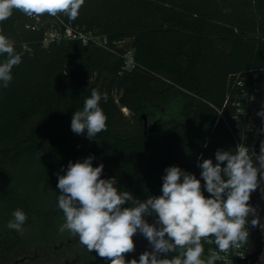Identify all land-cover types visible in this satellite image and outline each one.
<instances>
[{
    "label": "trees",
    "instance_id": "obj_1",
    "mask_svg": "<svg viewBox=\"0 0 264 264\" xmlns=\"http://www.w3.org/2000/svg\"><path fill=\"white\" fill-rule=\"evenodd\" d=\"M38 18L35 25L13 10L0 23L22 53L9 86L0 88V263L13 257L28 229H38L39 239L48 222L64 217L57 173L65 174L69 161L93 155V166L104 165L102 178L115 177L120 191L139 200L162 194L169 166L195 174L203 185L200 158L215 163L218 149L237 147L231 128H239L237 138L246 132L244 117L232 119L240 77L259 76L254 105L264 108V0H85L74 21ZM51 25L69 27L77 37L46 45ZM79 34L102 43L84 44ZM128 51L134 59L129 71ZM93 89L107 94L100 102L107 131L90 140L71 131V118ZM149 104L175 107L151 139L141 120ZM260 126L261 120L248 132L251 156ZM45 192L50 203L41 202ZM16 209L27 215L22 232L6 227ZM133 239L135 251L126 260L151 250L142 234ZM202 243L208 264L210 246ZM83 262L110 264L95 251Z\"/></svg>",
    "mask_w": 264,
    "mask_h": 264
},
{
    "label": "clouds",
    "instance_id": "obj_2",
    "mask_svg": "<svg viewBox=\"0 0 264 264\" xmlns=\"http://www.w3.org/2000/svg\"><path fill=\"white\" fill-rule=\"evenodd\" d=\"M84 4L85 0H0V23L10 18L13 10L29 18L47 14L74 21ZM0 56L5 57L0 61V88H7L13 68L22 62V53L15 51L14 43L2 30ZM102 99L107 102V94L93 89L82 110L73 112L74 134H86L92 140L107 131ZM257 115L264 118V109ZM94 159L89 155L82 162L69 161L65 174L57 173V203L64 216L59 231L78 237L89 252L95 251L110 264H205L201 259L202 241L214 243L226 255L247 242L248 217L256 213L250 195L258 188L259 178H264V145L255 163L244 144L237 145L235 151L218 149L215 163L201 157L198 167L203 185L195 174L169 166L162 178V194L145 200L120 191L115 177L102 178L104 165L93 166ZM126 203L130 206L125 207ZM148 216H155V222L149 223ZM26 220V213L16 209L6 227L22 232ZM258 224V217L251 220L253 227ZM137 233L147 239L151 250L143 252L138 260H126V254L135 251L133 238ZM217 259L221 257L214 255L208 264Z\"/></svg>",
    "mask_w": 264,
    "mask_h": 264
},
{
    "label": "built area",
    "instance_id": "obj_3",
    "mask_svg": "<svg viewBox=\"0 0 264 264\" xmlns=\"http://www.w3.org/2000/svg\"><path fill=\"white\" fill-rule=\"evenodd\" d=\"M35 25L39 23V18L33 17L31 18ZM77 36H74L71 28H62L61 26L51 25L45 38V44L48 45L51 42H58L62 39H75ZM78 38L84 43L88 44L91 41H94L96 43H102L100 38L93 37V36H87L84 34H79ZM105 42V41H104ZM134 67V59H133V53L132 51H128L125 55V67L124 70H132ZM238 87L241 90V95H237V101L234 103L235 111L232 116L233 120H238L241 117L245 118L246 121V132L244 131L241 138L236 137V130L239 128L236 127L235 129L231 128V132L234 135L237 145L244 144L246 146V141L249 138L248 132H252L254 128L250 129L248 127L249 121H253L255 126V123L262 118L260 116H256L255 118L251 117L250 111L257 110V113L264 109L262 106H256L254 105L256 94L259 92V76L257 74L252 75H245L240 77L235 86ZM227 112H230V109H227ZM248 148V147H247ZM254 149L252 151V158L255 163L254 159ZM252 216L248 217L249 224H246V228L249 231V237L246 243L242 244L240 248H232L229 250L228 254L219 252L217 246L212 243L209 244L210 246V252H209V258L211 259L214 255H219L221 259H217L214 261V264H239V262L246 260L247 255L250 252V241H251V228H249L250 225V219Z\"/></svg>",
    "mask_w": 264,
    "mask_h": 264
},
{
    "label": "rangeland",
    "instance_id": "obj_4",
    "mask_svg": "<svg viewBox=\"0 0 264 264\" xmlns=\"http://www.w3.org/2000/svg\"><path fill=\"white\" fill-rule=\"evenodd\" d=\"M124 113L128 118L131 115L127 110H124ZM250 114L252 118H255L257 110L250 111ZM253 125L254 122L249 121L248 127L250 129L254 128ZM262 189L264 191V178ZM50 197V194L45 192L41 202L50 203ZM63 223L64 217H61L60 220L48 222V232H42L39 239L36 238L38 229H28L24 233L25 242L18 247L13 257L9 261L0 264H84V258L90 252L79 243L78 237L72 236L68 231L63 233L59 231V227ZM262 230L264 235V223ZM209 260L210 258H208ZM261 262L264 264V257Z\"/></svg>",
    "mask_w": 264,
    "mask_h": 264
},
{
    "label": "water",
    "instance_id": "obj_5",
    "mask_svg": "<svg viewBox=\"0 0 264 264\" xmlns=\"http://www.w3.org/2000/svg\"><path fill=\"white\" fill-rule=\"evenodd\" d=\"M175 114V107L173 105L163 107L156 104H149V110L141 115V120L144 122L145 135L148 138H153L166 125L167 121L172 119ZM264 143V118L261 119V126L258 133L257 140L254 146V159L260 153V148ZM263 178L258 180V188L254 190L250 195V204L255 208V216H252L251 220L254 218H259V224L251 228V241H250V252L247 255L246 260L239 262V264H258L264 253V235L262 231L264 223V191L262 189Z\"/></svg>",
    "mask_w": 264,
    "mask_h": 264
},
{
    "label": "flooded vegetation",
    "instance_id": "obj_6",
    "mask_svg": "<svg viewBox=\"0 0 264 264\" xmlns=\"http://www.w3.org/2000/svg\"><path fill=\"white\" fill-rule=\"evenodd\" d=\"M262 185H263V181H262ZM263 257H264V253H263V255H262V257H261V260H260V262L258 263V264H262V259H263Z\"/></svg>",
    "mask_w": 264,
    "mask_h": 264
}]
</instances>
